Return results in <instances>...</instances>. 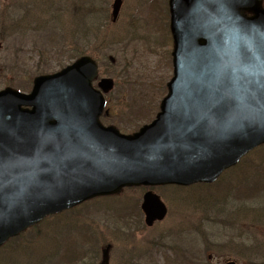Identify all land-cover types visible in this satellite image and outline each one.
Returning a JSON list of instances; mask_svg holds the SVG:
<instances>
[{
  "label": "water",
  "instance_id": "obj_1",
  "mask_svg": "<svg viewBox=\"0 0 264 264\" xmlns=\"http://www.w3.org/2000/svg\"><path fill=\"white\" fill-rule=\"evenodd\" d=\"M262 2L172 0L174 77L157 119L132 136L100 124L105 100L91 85L97 65L88 57L37 79L29 97L1 94L0 245L125 187L212 183L263 144ZM142 210L149 226L167 213L154 193Z\"/></svg>",
  "mask_w": 264,
  "mask_h": 264
},
{
  "label": "rangeland",
  "instance_id": "obj_2",
  "mask_svg": "<svg viewBox=\"0 0 264 264\" xmlns=\"http://www.w3.org/2000/svg\"><path fill=\"white\" fill-rule=\"evenodd\" d=\"M16 0H4L2 4L4 5V8L7 6H15ZM39 1V2H38ZM41 1V2H40ZM44 0H18L17 2L19 3H28L34 6L37 10V14H35V18H29L30 24L34 25L36 27L35 30V40H36V45H34V41H29L27 38L29 35L23 34V29L20 26V32L19 30L16 31V36L18 37L15 45L7 51L6 49L8 48L6 45H4L3 49L0 51V58L4 59L6 58L8 52L11 50H27L29 51L27 54L28 55H23V54H18V58L21 59V61H12L11 65L2 68L4 71L2 77L0 79V87H4L5 85H9L13 82H20L23 80H29L30 81V76L36 77V75H46V74H52L54 72L59 71L61 67L67 66L70 61H68L71 57V53H62L60 52L58 48L65 49L63 46H67L66 49H71L74 46H76V49L83 48L84 46L82 45L84 43V36L78 34L77 32H74V37H66L62 40L61 45L57 43V45H51L47 42H43L41 44L40 41H44L45 39H53L55 38L54 29L51 28L52 24L51 22H48L47 27L42 30L41 28H37L41 23H43V18L40 19L41 15L43 12V17L45 18L46 16V10L47 7H49L50 2H46L43 4ZM46 1V0H45ZM74 4L77 2V0H73ZM67 2L70 4V2L67 0ZM147 3L150 5V13L149 12H143L142 15H140L141 20H145L146 24H148V28L145 30V32L142 34L146 39H148L149 42H158L159 40L163 39L166 37V34L164 32H161L162 30V24H166L167 22V9H166V3L167 0H146ZM42 3V4H41ZM83 9L90 10L89 4L84 1ZM96 8L99 13H102L105 17L110 16L111 14V5L113 3V0H97L96 2ZM138 3V0H124V6L122 9V17H120L119 23L116 26L109 27L108 32L110 33L111 31V37L106 38L107 31L105 33H100V36L94 37L92 35V40L89 37L90 43H89V48H90V53L94 54V50L96 47H100L102 44L104 48H107V54L108 56H113L117 59V62L119 64L123 65L122 63L127 62V60L134 55L135 52H138L137 54V59H136V67L134 74H132V77L129 78V81H134L135 84L137 85H143L146 86V84H159V88L157 93H153L154 98V106L152 110H157V107L159 106V102L161 100V96L165 93V88L162 89V86H165L169 79L172 77V66L169 62V56L165 52L167 50V47L165 49H150L147 47L145 41H137L131 39L132 37H129L124 34V32H129L130 27H129V21L130 19L137 14L133 13L136 9H134V6ZM139 6V3L137 4ZM34 7L32 9H34ZM0 10V15H4L5 9ZM31 9V10H32ZM45 9V10H43ZM146 13H149L150 18H145L144 15ZM49 15V14H48ZM21 12L17 13L15 18H20ZM14 18V17H13ZM134 20V19H132ZM74 22V29H78V25L82 24L85 28L90 27L93 29L94 27V22L92 17L87 18L86 20L82 21L79 24H76V21ZM143 22V21H141ZM6 25L9 24V21H5ZM5 23H3L5 25ZM15 24H9V27H13ZM65 26V31L67 29H71L73 24L66 22L64 25ZM83 28V27H82ZM53 31L51 32V30ZM158 29V30H157ZM9 30L8 32H10ZM15 31V29H14ZM82 32V29L79 30ZM15 33V32H14ZM73 39L78 41V45L72 44ZM112 39V40H110ZM106 41V42H105ZM98 43V46L96 45ZM119 43V44H118ZM34 46L37 47L36 50H38L39 55L41 53H44V56H41L42 58L40 59L42 62L39 64L38 57L33 56L31 51V48ZM169 45V42L168 44ZM48 46V47H47ZM172 48V47H171ZM98 49V48H96ZM7 51V52H5ZM34 52V51H33ZM98 53V52H96ZM107 56V57H108ZM126 64V63H125ZM38 65L39 68H38ZM44 65V66H42ZM38 68V71H35ZM138 77L140 79V83L138 82ZM122 81V79H121ZM124 81V80H123ZM150 81V83H148ZM4 83V84H3ZM123 82H122V87H123ZM147 87V86H146ZM128 88L130 91L135 90L134 84H128ZM148 88V87H147ZM155 88V87H154ZM160 89V90H159ZM114 95H117V91L114 93ZM115 98V96L113 97ZM146 111V110H145ZM145 111L141 114V120H145L148 118L147 114H144ZM118 113H115V116H117V120L114 122L119 125V119H121L124 115L125 118L129 119V123L133 121V117L130 119L129 114H125L124 110V105L119 104V110H117ZM124 118V120H126ZM139 122L136 120V123ZM147 122L145 121H140L137 124L143 125ZM120 126V125H119ZM125 125H121L120 127L122 130H124ZM123 132V131H122ZM123 133H130V132H123ZM259 150V149H258ZM256 151L253 155L250 154L247 156L248 160H243L237 168H245L242 170H239L238 172H232L231 175H229L231 172L227 173L225 177L227 178H222L219 184H215L216 186L212 187L210 189V194L208 195V198L210 200H215L218 198L221 202L220 207H227L228 210L231 212L238 211L235 206L238 205L239 203H244L246 207H250L252 204H255L256 202L253 201L252 199H248L247 193L248 190L245 187H242V185H239L241 182H244L243 178H251L252 177V172L251 168L253 165H260L264 163V155H261L259 151ZM252 155V156H251ZM246 158V159H247ZM264 166V164H262ZM264 168V167H263ZM253 171V168H252ZM255 172V171H253ZM256 173V172H255ZM251 183V182H250ZM249 183V186H250ZM174 188V189H173ZM172 189H166V190H157L158 193L162 196L163 201L165 204L168 206L169 214L167 219L160 224L155 225L152 229L150 230H145L146 228H142V230H145L144 232L138 233V238H137V243L138 244H143L146 243L148 239L154 240L158 238L161 235H167L168 231L176 232L178 229H181V231H184L185 233L188 232L189 230V225H194L193 227H196L197 229H202L201 226V221L203 219V203L206 202L202 198H206V195L209 194L208 191H203L204 188L198 187V188H191L189 190H178L180 188L173 187ZM220 190H219V189ZM199 189L201 190L200 192ZM195 192H198L197 195L201 198V200H195L193 199V196H190L188 199H182L181 196H189L191 194H194ZM143 192L140 189H132V190H125L120 194L118 198H113V199H103L99 200V202H90V204H87L85 206L78 207L75 210H71L68 214H65L61 217H56L51 220H47L46 223L42 224V231H43V236L42 238H48L44 235L50 236L51 240L53 239V234L55 232V227L56 225H64L66 223H72L74 225V233L72 234V239L74 241H78L81 243V240L84 239L85 237L78 234L77 230L81 234L86 232L87 229L92 228V230L97 231L100 236L99 238V245L103 242V240H106V243H112L117 245V249H115L112 252V264H122L123 263V253H126L128 250H130V247L128 248L125 247L124 245L121 244V241L123 239L117 237V230H128V226L125 223H122V227L120 229H117L114 226L116 224H113L114 221L118 220L113 219V215L115 214V211L120 210L121 208H126L129 205V202L125 206H122V203L120 202L121 200L127 199L130 201H136L138 199H142ZM175 196H177L176 201ZM263 196V195H260ZM239 197L241 200H239ZM182 199L181 201H179ZM196 201V203L194 202ZM261 202H264L262 200ZM136 203V202H133ZM137 204V203H136ZM259 205V204H258ZM128 208V207H127ZM256 216H249L247 219H243L244 216L242 213L239 214V225L238 229L240 230L241 234L246 236V241L244 244L248 245L249 247L255 244L253 240L257 238V242L261 243V246H263L261 249L257 251L258 257L255 258V256L249 252H243V253H236L231 250V242H238L237 237H232V227L223 224L220 227H216L212 225V230L216 234V237H214L213 240L210 241L209 244H206L208 248H204L203 243H196L195 248H189L187 251V254H190L189 257L192 260L193 264H204L205 261L208 258H212V263L211 264H224V262L228 259H234L239 262V264H260L264 262V227L260 226L259 223L256 221V226L258 229V233L256 232L255 237L252 236V238L249 237L248 233L250 232V222L252 219ZM134 218V217H133ZM257 218H261L262 222H264V216ZM135 219V218H134ZM136 219H139V216H136ZM119 221H123V216L119 219ZM183 224V226H181ZM90 227V228H89ZM113 227V229H111ZM262 229V230H261ZM141 230V231H142ZM86 234V233H85ZM62 237V242L67 243L69 239V232L67 230H63L59 233ZM191 235V234H190ZM90 236H91V229H90ZM36 239V240H35ZM61 239V238H59ZM170 239V238H169ZM35 240V242H32L29 250L26 251L25 255H19L15 260L21 259L23 264H32L33 259L36 260L33 257V252L41 251L40 247L37 246V243L41 244V246L45 245L43 242H39V237H36L33 235L31 239L25 240L21 243L20 247H24L27 245L28 241ZM171 240V239H170ZM218 240V241H217ZM245 240V238H244ZM215 242H220L223 243L221 246L223 247L219 251H216L214 249H210V247L215 244ZM242 242V241H241ZM218 244V243H216ZM225 244H227V247L225 248ZM140 248H142V246ZM168 246H171L169 243H167ZM35 246V247H34ZM195 246V244H194ZM19 247V248H20ZM51 247V252L53 253L55 249ZM76 249H83L82 245L75 246ZM46 250L45 247H43V250ZM49 247H47V250ZM4 252L7 251V248L3 250ZM117 251V253H116ZM3 252L0 253V264H10L11 260L8 257L2 256ZM13 256L11 259L14 260ZM24 258V259H22ZM38 260V259H37ZM114 260V262H113ZM100 261V258H99ZM98 261V262H99ZM96 260H94V263ZM254 262V263H252ZM33 264H37V261L34 262ZM48 264H74L66 261V256L61 254L60 251L53 257Z\"/></svg>",
  "mask_w": 264,
  "mask_h": 264
},
{
  "label": "trees",
  "instance_id": "obj_3",
  "mask_svg": "<svg viewBox=\"0 0 264 264\" xmlns=\"http://www.w3.org/2000/svg\"><path fill=\"white\" fill-rule=\"evenodd\" d=\"M18 0H16L14 3H17ZM63 1V0H61ZM2 2H4V0H0V10H2L4 8V5L2 4ZM95 2H93L92 0V4H94ZM62 5H64V3H62ZM5 9V8H4ZM8 9V8H7ZM6 11H9L7 10ZM12 12H5L4 15H0V26L4 23L6 17H9L10 19L13 18L14 15H16V12L12 9H10ZM81 13V12H78ZM55 16H57V14H55ZM7 32L4 31L3 29L0 30V34L1 35H5ZM1 38V37H0ZM2 39V38H1ZM148 116V115H147ZM149 117V116H148ZM259 153L261 155H264V146H262L261 148H259ZM248 160V159H247ZM264 162V161H263ZM264 164V163H262ZM260 164V165H253V172L252 168L250 169L252 172V177L251 178H243L244 182H241L239 185H242V187L247 188L248 193L246 194L247 197H249L248 199H252L253 201H255V204H252L249 208L246 207L244 204L240 207V211H234L231 212L230 210L227 209V207H220L221 202L218 198H216L215 200H210L208 198V195H212L209 193L211 186H206L205 185V189L208 190V193L206 195V198H202L204 199L206 202L203 203V219L201 221V226L202 229H197L196 227L193 228L194 225H190L191 231L188 232H184L181 231V229H178L176 232H171L172 234H175L176 236H178V239L181 240H167L166 242L169 243L171 245L170 249H173L174 251L178 252V255L183 256V254L185 253V246L190 244V241L195 242L196 240L203 243L204 244V248H208V246H206V244H209L211 240L214 239V237H216V234L214 233V231L212 230V225L216 226V227H220L223 224H227L229 226L232 227V237H237L239 240L238 242L235 241L234 243L231 242V250L238 253H243V252H249L252 253L255 258H257L258 253L257 251L259 249H261L263 246H261L260 242H257V238L254 239L253 241L256 242L255 244H253L252 246H248L245 243L246 241V236H244L243 234H241L240 230L238 229V225H239V214L242 213L244 218L243 219H247L249 216H256L252 219V221L250 222L251 228H250V232L248 233L249 237L252 238L255 237L256 232L258 233V229L256 226V221L259 223L260 226L264 227V222H262L261 218H257V216L259 217H263L264 216V202H261L262 200H264V166ZM240 169L236 168L233 169L231 171L232 172H238ZM231 173L229 175H231ZM227 178V177H223ZM221 181V180H220ZM251 182V183H250ZM250 183V186H249ZM263 195V196H260ZM259 204V205H258ZM122 210H118V212H121ZM116 212V211H115ZM123 216V221H121V223H125L128 226V230L127 231H131L133 227H137V223L134 222L132 220V217L130 214V208L128 206L127 211L120 213ZM116 221H114L115 223ZM212 224V225H211ZM118 229V226L116 224V226H114ZM113 229V227L111 228ZM262 230V229H261ZM191 234V235H190ZM99 237L97 235L92 234L91 236L87 237L85 239V245L83 246V249H79V250H72L69 251V259L71 261H74V264H95L94 263V259L97 257L100 253V247L107 244V238H105L106 240H103V242L101 243V245H99ZM245 238V240H244ZM162 240H165L164 238H162ZM218 241V240H217ZM242 241V242H241ZM178 243L179 246H176ZM218 243V244H216ZM223 243L220 244V242H215V244H213L210 249H214L216 251H219L220 249H222L223 247L221 246ZM188 247V246H187ZM227 247V244H225V248ZM88 248V249H87ZM87 249V250H86ZM86 250V251H85ZM78 251V252H77ZM89 252H93V257L92 255L89 256L88 253ZM186 254V253H185ZM89 257L87 260L86 258ZM68 260V261H70ZM254 263V262H252ZM128 264H133L131 262V260H128ZM204 264H210L208 262V259L205 261ZM260 264H264L260 263Z\"/></svg>",
  "mask_w": 264,
  "mask_h": 264
},
{
  "label": "flooded vegetation",
  "instance_id": "obj_4",
  "mask_svg": "<svg viewBox=\"0 0 264 264\" xmlns=\"http://www.w3.org/2000/svg\"><path fill=\"white\" fill-rule=\"evenodd\" d=\"M0 77H2V74H0ZM31 84H32V81L29 82V80H26V79L19 82V85L26 87V89L23 90L24 92H28L30 90Z\"/></svg>",
  "mask_w": 264,
  "mask_h": 264
}]
</instances>
